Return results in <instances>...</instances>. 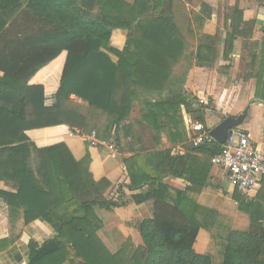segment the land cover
I'll return each instance as SVG.
<instances>
[{
	"label": "trees",
	"instance_id": "obj_1",
	"mask_svg": "<svg viewBox=\"0 0 264 264\" xmlns=\"http://www.w3.org/2000/svg\"><path fill=\"white\" fill-rule=\"evenodd\" d=\"M86 1L87 8L78 0H0V179L17 187L16 193L0 191V196L9 203L16 198L26 223L39 217L54 232L42 244L30 242L27 264H213L209 254L194 249L203 225L194 201L184 194L169 202L161 182L164 175L144 180L158 188L136 195L137 202L154 198L155 208L153 217L141 224L143 245L131 258L123 250L111 252L98 234L102 220L94 208L103 202L99 195L91 200L85 195L96 191L90 156L75 159L59 135L80 123L76 109L67 107L71 96L109 114L118 125L130 116L142 93L159 94L144 101L147 118L164 112L177 115L183 103L193 119L207 127V106L195 108L191 96L177 88L179 77L173 76L180 60L189 59L173 1ZM203 5V12L212 15V7ZM93 7L95 15L87 11ZM223 20L224 59H229L236 37L254 58L258 20H245L240 0L225 11ZM114 29L128 31L122 50L111 44ZM216 50L200 44L198 62L212 63ZM43 74L44 83L33 82ZM257 81V89L264 90L262 68ZM193 147L206 153L211 164L222 149L214 139ZM189 173L193 186L188 189L201 191L206 174ZM131 177V188L145 184ZM261 218L253 216L248 231L229 233L222 264H264ZM9 244L10 239L0 240V251Z\"/></svg>",
	"mask_w": 264,
	"mask_h": 264
},
{
	"label": "crops",
	"instance_id": "obj_2",
	"mask_svg": "<svg viewBox=\"0 0 264 264\" xmlns=\"http://www.w3.org/2000/svg\"><path fill=\"white\" fill-rule=\"evenodd\" d=\"M234 4L229 6L230 10ZM258 5L240 4L245 20H258L253 34V41L258 43L256 56L252 58L248 47L243 49V39L236 37L228 60L224 59L223 51L216 50L218 53L214 54L213 67L209 71L206 66L193 65L185 82L180 84L185 92L200 93L202 89L200 94L206 96L211 105L207 116L210 130L225 117L238 116L247 109L241 127L251 133L254 145L264 153V90L262 86L257 89V75L260 68L264 71V32L260 30L264 6ZM252 10L255 16H250ZM126 38L124 31L115 29L111 44L122 50ZM46 76L43 74L33 82L44 83ZM183 87L178 84L177 88ZM168 92L164 91L163 95ZM157 96L156 92L142 93L134 101L130 116L118 125L109 114L89 107L87 102L72 95L67 107L76 109L80 123L65 127L59 135L75 159L90 156L89 170L96 191L85 195L89 200L99 195L103 202V206L97 205L94 210L102 220L98 234L111 252L123 250L131 258L143 245L140 227L144 220L153 217L155 199L137 202L136 195L147 192L148 187L158 188V184L144 180L164 175L161 182L167 188L169 202L174 203L177 197L183 198L185 194L195 203L197 218L203 224L194 244L195 251L209 254L213 264H222L231 231H248L253 216L255 219L262 216L260 222L264 227V179L249 192L231 184L223 169L211 164L206 153L194 149L189 127V121L194 119L185 104L180 105L181 112L177 115L164 112L146 117L144 101ZM188 101L191 100L188 98ZM93 132L97 145L90 143ZM171 157L178 158L171 160ZM191 170L206 174V184L201 191L199 187L188 189L193 186L189 176ZM131 175L136 182L145 184L138 189L131 188ZM0 191L16 193L15 182L0 179ZM11 199L9 203L0 196V240H11V244L0 251V264H27L30 242L42 244L52 239L54 232L39 217L26 223L24 209L17 206L16 198ZM253 203L262 208L254 210Z\"/></svg>",
	"mask_w": 264,
	"mask_h": 264
},
{
	"label": "rangeland",
	"instance_id": "obj_3",
	"mask_svg": "<svg viewBox=\"0 0 264 264\" xmlns=\"http://www.w3.org/2000/svg\"><path fill=\"white\" fill-rule=\"evenodd\" d=\"M129 3H134L135 0H126ZM172 2L173 1V9L176 17V22L179 25L182 35L187 41V50L186 53L189 56L188 60L184 58L180 60V62L175 66L174 71L176 72L175 75L181 78L180 83L182 81L185 82L189 69L193 65H198L203 67L206 66L209 69L213 67L212 63H205L202 65L198 62V48L200 44L205 46H213L215 49L222 51L224 48L226 31L223 27V19L224 13L231 11L229 6L235 3L236 0H165V2ZM86 0H78L80 6L85 7L83 4L86 3ZM264 0H240V4H250L259 6L258 4L262 5ZM208 4L212 7V15L211 13L207 14V12H203L204 5ZM232 7V6H231ZM87 8V7H85ZM255 10V9H254ZM88 12L91 14H97L98 11L96 8H88ZM156 13V11H154ZM250 16L254 15V11L252 10ZM255 16V15H254ZM199 18H202L199 20ZM230 22V21H229ZM115 30V29H114ZM124 31V35L127 37V30L120 29ZM127 40V38H126ZM220 58V57H219ZM215 60V57H214ZM207 64V65H206ZM216 66V65H215ZM221 76V75H220ZM220 76L218 75L219 82H222ZM183 82V83H184ZM183 87V83L180 84ZM187 90V89H185ZM181 91L185 93L186 96L188 94H200L202 89L198 92H185L184 87L181 88ZM206 97V96H205ZM205 105L206 107V118L208 113L211 112L210 108L211 105L209 104V100L205 104L195 103V108ZM210 114V113H209ZM208 119V118H207ZM197 121V120H196ZM207 121V120H206Z\"/></svg>",
	"mask_w": 264,
	"mask_h": 264
},
{
	"label": "built area",
	"instance_id": "obj_4",
	"mask_svg": "<svg viewBox=\"0 0 264 264\" xmlns=\"http://www.w3.org/2000/svg\"><path fill=\"white\" fill-rule=\"evenodd\" d=\"M194 103L205 104L207 97L189 94ZM191 143L199 146L213 140L210 129L196 120L189 121ZM93 132L91 145H97ZM118 151V148H114ZM211 162L224 170L227 180L238 189L249 192L260 185L264 179V153L254 145L252 135L241 126L231 130L219 153L211 157Z\"/></svg>",
	"mask_w": 264,
	"mask_h": 264
},
{
	"label": "water",
	"instance_id": "obj_5",
	"mask_svg": "<svg viewBox=\"0 0 264 264\" xmlns=\"http://www.w3.org/2000/svg\"><path fill=\"white\" fill-rule=\"evenodd\" d=\"M261 32H264V21L260 27ZM248 110L245 109L238 116H227L220 123H218L214 128L211 129L210 134L214 140L219 144L223 145L231 130L237 126H241L246 119Z\"/></svg>",
	"mask_w": 264,
	"mask_h": 264
}]
</instances>
